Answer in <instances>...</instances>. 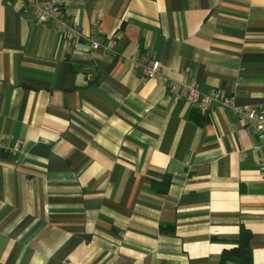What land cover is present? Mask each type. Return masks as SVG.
I'll return each mask as SVG.
<instances>
[{
    "label": "crops",
    "instance_id": "0c3cea01",
    "mask_svg": "<svg viewBox=\"0 0 264 264\" xmlns=\"http://www.w3.org/2000/svg\"><path fill=\"white\" fill-rule=\"evenodd\" d=\"M55 1L78 42L0 0V264H220L242 228L264 264L261 142L169 89L264 112V0Z\"/></svg>",
    "mask_w": 264,
    "mask_h": 264
},
{
    "label": "built area",
    "instance_id": "2783aa9c",
    "mask_svg": "<svg viewBox=\"0 0 264 264\" xmlns=\"http://www.w3.org/2000/svg\"><path fill=\"white\" fill-rule=\"evenodd\" d=\"M25 5L30 10V14L37 22L43 23L49 20L56 22L58 31L67 39L78 42L81 38V31L79 28L67 24L64 20V11L62 7L55 0H24ZM113 41L109 42L107 46H111ZM93 49L100 47L98 42L92 41ZM132 60L137 65H142L145 69L146 75L149 78H156L161 73V63L158 60H147L139 57L137 54L132 56ZM171 92L175 93L181 98L187 100L193 107L199 108L201 111L212 108L213 106H221L223 108L233 110L243 125L251 127L258 140L261 142L263 162L262 168L264 170V112L251 108L248 106L236 105L233 98L222 94L218 91H212L208 94H203L196 85H185L176 81L169 84Z\"/></svg>",
    "mask_w": 264,
    "mask_h": 264
},
{
    "label": "trees",
    "instance_id": "16d2710c",
    "mask_svg": "<svg viewBox=\"0 0 264 264\" xmlns=\"http://www.w3.org/2000/svg\"><path fill=\"white\" fill-rule=\"evenodd\" d=\"M192 119L199 125L204 124V118L200 111L196 110L192 113ZM167 183L168 180H166ZM166 192V189L161 190ZM170 230H173L170 228ZM163 231H167L163 229ZM252 233L242 228L239 238L237 241L236 248L225 250L222 254L220 264H253L252 248H251Z\"/></svg>",
    "mask_w": 264,
    "mask_h": 264
}]
</instances>
